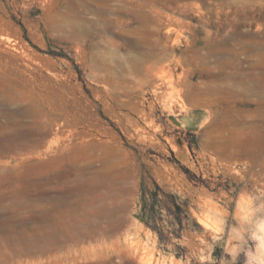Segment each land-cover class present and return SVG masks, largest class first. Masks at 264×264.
<instances>
[{"label": "rangeland", "instance_id": "374dc122", "mask_svg": "<svg viewBox=\"0 0 264 264\" xmlns=\"http://www.w3.org/2000/svg\"><path fill=\"white\" fill-rule=\"evenodd\" d=\"M116 2L0 0V264H264V0Z\"/></svg>", "mask_w": 264, "mask_h": 264}, {"label": "bare ground", "instance_id": "6f19581e", "mask_svg": "<svg viewBox=\"0 0 264 264\" xmlns=\"http://www.w3.org/2000/svg\"><path fill=\"white\" fill-rule=\"evenodd\" d=\"M114 2L116 1H120V0H112ZM109 2V1H108ZM117 3V2H116ZM125 3V2H124ZM108 4V3H107ZM113 4V2H112ZM129 4V3H128ZM187 4V3H186ZM185 4V5H186ZM140 5V4H139ZM160 5V4H158ZM157 5V6H158ZM133 6V5H132ZM164 7V5H162ZM187 6H190L191 5H187ZM186 6V7H187ZM134 7V6H133ZM146 7V6H144ZM162 7V8H163ZM183 7V6H182ZM107 8V7H106ZM181 8V6H180ZM138 9V8H137ZM160 9V7H159ZM126 10V9H125ZM154 10V9H153ZM182 10V9H181ZM187 10H192L191 8L189 9L187 7ZM151 11V10H150ZM185 11V10H184ZM122 12V9L115 6V7H112V5L110 7L107 8V11H106V14L108 16V18L106 17V21L107 23H109V29H111L113 27L114 28H117V29H121V28H124L126 25H129L130 23H132L133 21V18H130V17H121L119 16V14ZM155 12V11H153ZM152 12V13H153ZM181 12V11H180ZM191 12V11H190ZM135 13V12H134ZM158 14L162 15L164 12H162V10H159L157 12ZM183 13V12H182ZM127 14V13H126ZM154 14V13H153ZM165 14V13H164ZM169 14V13H168ZM176 14V13H175ZM185 14V13H184ZM105 17V16H104ZM156 17V16H155ZM157 17L159 18V16L157 15ZM156 17V18H157ZM172 17V16H171ZM139 18L141 19V21L143 23H148L150 22L153 17H151L152 19L150 20V15L147 13V12H142V14L139 16ZM138 18V19H139ZM161 18V17H160ZM157 20V19H156ZM159 20V19H158ZM164 20V19H163ZM169 20V19H168ZM171 20V19H170ZM173 20L175 21L174 19V16H173ZM179 20V19H178ZM177 20V21H178ZM225 20V19H224ZM172 21V20H171ZM154 22V21H153ZM179 22V21H178ZM177 22V24H178ZM181 22V21H180ZM155 23H158V22H155ZM141 24V23H140ZM152 24V23H151ZM162 24V22H161ZM179 24H182V23H179ZM139 25V24H138ZM154 26V25H153ZM180 26V25H179ZM150 27V26H149ZM152 27V26H151ZM150 27V28H151ZM181 27V26H180ZM184 27V26H183ZM143 28V27H142ZM147 28V27H146ZM230 29V28H229ZM123 30V29H122ZM148 30V28H147ZM119 31V30H118ZM2 40H9V38L7 36H2L1 38ZM109 43V42H108ZM113 44H118V42H111ZM142 43V42H141ZM211 52V51H210ZM247 53V52H246ZM152 65V64H151ZM149 66V65H148ZM259 66V65H258ZM153 67V66H152ZM155 67V66H154ZM255 68V67H254ZM156 69V68H155ZM158 70V69H156ZM146 71V70H145ZM147 71L151 72L152 71V68L150 66V68L147 69ZM153 72V71H152ZM151 74H153L154 76L150 77L152 79V86H153V93L157 96H159L161 93L164 92V89H169V88H174V89H177L179 88V91L181 93V95H184L185 96V99L186 101L190 104V105H197L198 104H206V105H209V106H215L217 105L218 103H221L222 102V99H224V101H226L230 106L233 104L234 100L232 99V96H225V94L222 96V95H219L218 93H216V91L212 88V89H207V88H197L195 87V85H193L191 82L187 81V80H183L182 81H172L170 83V85H166L165 82L161 81L160 80V76H155V73L153 72ZM149 74V73H148ZM147 76V75H146ZM182 78V77H179V79ZM150 79V81H151ZM148 84V83H147ZM181 85H183V87H186V88H183ZM213 86V85H212ZM210 87V86H209ZM196 89V90H195ZM218 89H220L218 87ZM218 92V91H217ZM197 108V107H196ZM235 110V109H233ZM218 111V110H217ZM245 112V111H244ZM191 115H193V112H190ZM229 114H239L238 112H233L232 110H229L228 111ZM247 114V113H246ZM245 114V115H246ZM206 114H203V117H205ZM253 117V116H252ZM60 120V119H59ZM239 121V120H238ZM69 126H71V124H69V122H67L66 119H61L60 120V123L57 124V127L55 129H53L52 133L54 134H59L58 136L60 135H64V134H68V138L69 137H72L75 135L74 131L69 129ZM258 130V129H257ZM256 130V131H257ZM222 146V145H221ZM249 150V149H248ZM247 151V149H246ZM262 161V160H261ZM255 162V161H254ZM248 163V162H246ZM249 165H251L250 163H248ZM259 164V163H258ZM263 164V162H262ZM257 166V165H256ZM259 166V165H258ZM261 166V165H260ZM258 168V167H257ZM263 169V168H262ZM257 170V169H256ZM254 171V170H253ZM264 171V170H263ZM255 172V171H254ZM254 174V173H253ZM259 175V174H258ZM134 258V257H133Z\"/></svg>", "mask_w": 264, "mask_h": 264}]
</instances>
